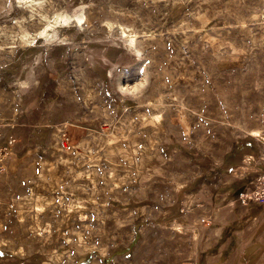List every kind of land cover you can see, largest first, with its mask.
<instances>
[{"label":"rangeland","instance_id":"374dc122","mask_svg":"<svg viewBox=\"0 0 264 264\" xmlns=\"http://www.w3.org/2000/svg\"><path fill=\"white\" fill-rule=\"evenodd\" d=\"M9 137L0 264H264V0H0Z\"/></svg>","mask_w":264,"mask_h":264},{"label":"built area","instance_id":"2783aa9c","mask_svg":"<svg viewBox=\"0 0 264 264\" xmlns=\"http://www.w3.org/2000/svg\"><path fill=\"white\" fill-rule=\"evenodd\" d=\"M14 138L9 137L7 142L0 144V159L3 155L10 150ZM240 198L243 200H264V173H259L253 182L251 188L240 194Z\"/></svg>","mask_w":264,"mask_h":264},{"label":"crops","instance_id":"0c3cea01","mask_svg":"<svg viewBox=\"0 0 264 264\" xmlns=\"http://www.w3.org/2000/svg\"><path fill=\"white\" fill-rule=\"evenodd\" d=\"M82 128L83 127H78V126L67 128L66 129V137L68 139H70V138L71 139H77L83 133V131H84ZM213 229L216 230L218 228H216V226H214Z\"/></svg>","mask_w":264,"mask_h":264}]
</instances>
